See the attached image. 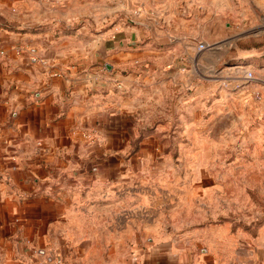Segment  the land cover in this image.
<instances>
[{"label":"crops","instance_id":"crops-1","mask_svg":"<svg viewBox=\"0 0 264 264\" xmlns=\"http://www.w3.org/2000/svg\"><path fill=\"white\" fill-rule=\"evenodd\" d=\"M177 8L0 0V264H38L45 254L62 264H264V223L180 224L144 219L152 209L134 205L166 163L164 140L191 142L189 127L167 126L174 108L189 122L222 103L227 86L220 46L211 80L205 64L185 63L199 49L173 46L190 35ZM230 90L256 101L259 89Z\"/></svg>","mask_w":264,"mask_h":264},{"label":"rangeland","instance_id":"rangeland-1","mask_svg":"<svg viewBox=\"0 0 264 264\" xmlns=\"http://www.w3.org/2000/svg\"><path fill=\"white\" fill-rule=\"evenodd\" d=\"M164 1L178 7V21L183 18L184 32L188 28L190 34L188 40H174L173 46L198 49L205 44L196 59L191 56L185 63L190 68L205 64L206 80L215 79L219 61L214 48L220 46L219 65L227 68L222 77L227 86H222V103L215 108L204 104L198 113L191 112L189 122L174 108L167 126L189 127L191 142L181 147L175 136L164 140L160 158L166 163L150 174L152 184L142 189L141 200H134V205L143 212L152 209L144 219L218 222L241 229L259 226L264 223V109L247 96L236 97L230 88L243 83L244 73L251 70L253 79L246 84L264 96V0H189V7L182 4L185 0ZM203 4L199 17L198 6ZM182 6L184 13L189 9L186 15ZM165 100L162 113L169 106ZM202 176L209 180L198 184L197 177Z\"/></svg>","mask_w":264,"mask_h":264},{"label":"built area","instance_id":"built-area-1","mask_svg":"<svg viewBox=\"0 0 264 264\" xmlns=\"http://www.w3.org/2000/svg\"><path fill=\"white\" fill-rule=\"evenodd\" d=\"M202 48H205V44L200 43L198 49L200 50ZM4 55H5V51L2 47H0V58H2ZM32 59L35 60L36 58H32ZM242 78L244 82L243 83L236 82L235 83L236 86H241L248 83L249 81H252L253 79L252 71L246 70ZM253 97L257 102H259V104H261L262 108L264 109V96L262 95V93L259 90H254ZM34 252L36 253L37 251L35 250ZM38 264H62V258L61 256L54 254H45L39 256Z\"/></svg>","mask_w":264,"mask_h":264}]
</instances>
